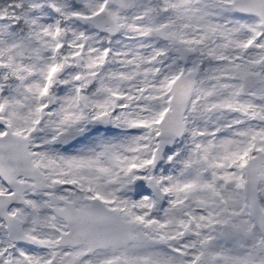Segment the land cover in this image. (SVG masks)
<instances>
[{
  "label": "snow or ice",
  "instance_id": "6c2138e0",
  "mask_svg": "<svg viewBox=\"0 0 264 264\" xmlns=\"http://www.w3.org/2000/svg\"><path fill=\"white\" fill-rule=\"evenodd\" d=\"M0 264H264V0H0Z\"/></svg>",
  "mask_w": 264,
  "mask_h": 264
}]
</instances>
